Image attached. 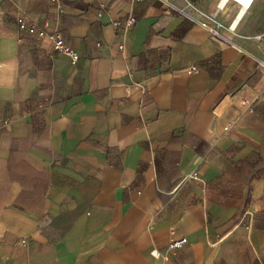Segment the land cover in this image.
<instances>
[{
    "label": "crops",
    "instance_id": "crops-1",
    "mask_svg": "<svg viewBox=\"0 0 264 264\" xmlns=\"http://www.w3.org/2000/svg\"><path fill=\"white\" fill-rule=\"evenodd\" d=\"M221 1L0 0V264H264V0Z\"/></svg>",
    "mask_w": 264,
    "mask_h": 264
},
{
    "label": "built area",
    "instance_id": "built-area-1",
    "mask_svg": "<svg viewBox=\"0 0 264 264\" xmlns=\"http://www.w3.org/2000/svg\"><path fill=\"white\" fill-rule=\"evenodd\" d=\"M57 1V0H52ZM249 8V6H247ZM58 12L61 11L59 5H57ZM136 21V18L131 16L127 21V29H130L132 24ZM16 24L19 32L26 35H30L37 38L48 37L51 40L52 47L55 52L66 55L69 60L75 63L79 55L69 44L65 43L61 33L58 30L57 21L54 23H49L45 21L42 25H37L35 21L31 20L28 16L23 15L16 18ZM201 26L205 28L212 36H220V26H210L207 23H201ZM237 26V25H236ZM236 26H233V23L230 24V29L234 30ZM196 70V67L192 68ZM188 242L187 237H178L173 239L169 245V250H174L184 246ZM159 253L154 251V255L158 256Z\"/></svg>",
    "mask_w": 264,
    "mask_h": 264
},
{
    "label": "bare ground",
    "instance_id": "bare-ground-1",
    "mask_svg": "<svg viewBox=\"0 0 264 264\" xmlns=\"http://www.w3.org/2000/svg\"><path fill=\"white\" fill-rule=\"evenodd\" d=\"M228 1H230V0H222L221 3L223 4V6H225V4H226ZM234 1L238 2L239 5H241V7H242V9H243V10L241 11V13L239 14V18L237 19V21H236V19H235V20L232 22V23H233V26H236V25L239 23V20L241 19V17L244 15V13L247 12V11L250 9V7L252 6V3H253L254 0H234ZM221 3H220V4H221ZM223 6L221 5V7H223ZM247 6H249V8H248Z\"/></svg>",
    "mask_w": 264,
    "mask_h": 264
},
{
    "label": "rangeland",
    "instance_id": "rangeland-1",
    "mask_svg": "<svg viewBox=\"0 0 264 264\" xmlns=\"http://www.w3.org/2000/svg\"><path fill=\"white\" fill-rule=\"evenodd\" d=\"M220 5H222V6H223V4H222V3H221ZM240 6H241V5H240ZM241 9H242V7H241ZM238 11H239V10H238ZM239 12H240V11H239ZM233 21H234V20H233ZM233 21H232V22H233Z\"/></svg>",
    "mask_w": 264,
    "mask_h": 264
}]
</instances>
